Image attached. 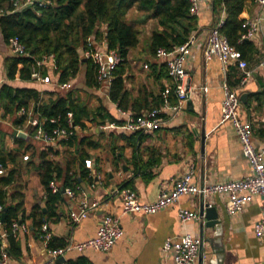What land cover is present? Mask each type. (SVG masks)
Segmentation results:
<instances>
[{"label": "crops", "instance_id": "obj_1", "mask_svg": "<svg viewBox=\"0 0 264 264\" xmlns=\"http://www.w3.org/2000/svg\"><path fill=\"white\" fill-rule=\"evenodd\" d=\"M191 15L196 16V26L190 32V35L195 36V42L187 61L192 91L177 112L163 109V91L172 85V80L168 76L165 62L150 50L153 31L161 30L163 26L156 19H146L145 14L136 8L128 12L129 21L141 30V35L138 46L130 51L123 71L127 89L124 105L127 108L119 107L111 100L109 85H88L86 65L81 67L76 78L68 81L72 85L70 88H61L60 85L64 83L59 82L57 69L51 63H47L41 70L49 78L48 82L24 80L19 75L15 79H9L7 59L14 54L0 32V88L8 83L15 87L38 89L42 93L41 103L65 93L63 90L73 89L75 95L88 107L105 106L119 119L123 117L121 110L137 114H145L156 108L164 110V121L158 128L142 131L145 137L138 145L140 151L119 138V133L128 132L123 126L92 125L94 127L91 133L87 134V129L78 131L80 137L91 136L101 140L99 149L86 145L80 147L90 152L91 156L88 158L94 160L93 168H88L94 181H81L79 184L90 198L100 201V206L82 222L73 224L69 218V208L77 205V196L72 198L62 191L64 201L58 205V215L48 221L52 231L49 246H65L71 238L81 242L95 236L99 224L107 214L120 216L124 235L107 251L71 249L60 256L58 261H66L68 264H174L172 252L162 250L166 238H178L185 233L201 236L204 229V250L202 257L199 253L196 264H220V260L221 264H264V236L258 237L254 227L263 217L260 196H255L241 212L235 214L227 211L226 195L207 196V201L217 208L222 220L221 228H216L205 227V218L183 222L179 217V207L200 213L201 195H183L178 202L155 214H123L121 199L114 192L130 180V187L138 192L142 201H153L163 186L172 187L191 168L194 170V182L200 185L242 178L253 172L250 162L243 154L235 127L231 122H221L224 99L222 86L225 80L238 90L240 98L243 93H248L245 101L241 99L240 117L252 122L254 144L257 148H264V66L260 65L264 60V22L254 37L250 38L256 48L254 53L241 54L247 60L248 68L253 71L245 83H242L245 73L237 64H230L226 74L216 55L206 57L204 54L209 29L221 17H226L225 9L216 11L214 0H201L199 13ZM258 15H264V7L248 0L240 17L247 20ZM205 86L208 87L207 91L203 89ZM158 103L160 105L157 106ZM170 103H177L174 94L170 95ZM26 111L27 118L33 114V101ZM18 116L22 114L18 112ZM0 117L1 148L6 150L5 143L9 140V149L6 151L19 149L14 134L16 130L24 133L21 138L30 145L26 152L31 151L29 155L47 147L46 143L36 139L31 133L33 128L27 124V120L15 125L14 117L4 116L2 111ZM5 126L11 128L10 135L4 131ZM100 133L105 136L100 137ZM104 138L106 141L103 143ZM116 146H121L122 151ZM54 148L66 152L62 143ZM71 148L77 150L78 142L75 141ZM121 154L122 158H119ZM135 154L141 157L139 162L144 164L137 172L134 169ZM78 166L79 161L75 163L76 170ZM27 181L25 207L28 214L36 203H44L46 206V196L38 174L32 173ZM25 222L29 230L15 236L11 251L8 249L9 240L7 237L5 239L9 252L7 264H41L49 258L48 247L41 236V227L34 228L33 221L29 218Z\"/></svg>", "mask_w": 264, "mask_h": 264}, {"label": "trees", "instance_id": "obj_2", "mask_svg": "<svg viewBox=\"0 0 264 264\" xmlns=\"http://www.w3.org/2000/svg\"><path fill=\"white\" fill-rule=\"evenodd\" d=\"M49 1L50 4L47 6H26L14 9L11 0H0V32L4 40L9 43L12 36H19L30 54V56L12 55L8 57V78L15 79L19 75L21 79L31 80L32 56L41 57L46 54H54L60 83H67L76 78L81 67L86 65L88 85H99L93 62L84 57L87 37L95 34L99 39L105 38L109 48H117L124 57V61L115 70V78L109 89L111 100L122 108H127L124 105L127 98L126 82L123 77L124 67L127 64L130 51L138 46L141 35V30L129 21L128 12L136 8L145 14L146 19H156L158 24L163 26L161 30H154L151 37L150 50L155 55L159 47L171 50L183 44L189 38L191 29L196 26V16L191 15L188 0ZM247 1L214 0L216 11L222 9L226 11L221 31L241 54L254 53L256 50L251 39H242L247 26L245 19L240 15L244 11ZM41 94L35 88L15 87L4 83L0 88V111L4 116L14 117L15 125H20L27 120V114L18 116V112L22 108H29L33 101L35 113L58 118V124L66 125L68 112H72L73 122L79 128L70 138L59 140L54 144H47V147L40 152L30 155L28 160H24L23 156L29 150L30 145L21 136L16 135L15 137L19 143L17 151H6L0 147V161L4 162L8 168L7 174L0 175V204L2 206L0 221H2L3 211L6 209L2 225L8 231H10L13 222H25L27 218L32 219L34 228L42 227L43 223L53 220V217L58 215V205L64 201L62 187H72L77 190L81 181H94V177L84 164V160L91 154L80 147L86 145L89 148L99 149L101 140L93 139L91 136H79L78 131L86 129L87 121L97 127L112 122L122 127L125 122L123 117L117 118L105 106L88 107L80 101L73 89L58 95L49 102L41 103ZM53 126L56 124L46 123L47 129H51ZM104 136V133H100V137ZM118 136L136 147L138 151L140 148L138 145L142 143L145 134L142 131H123ZM75 141L78 142L79 148L71 150ZM61 143L66 147V152L54 148ZM116 147L118 150L122 149L121 146ZM76 152L77 154H75ZM119 158H122V154ZM139 159L141 157L135 154L134 169L136 172L141 165H144L143 162H139ZM78 161L79 166L76 170L75 163ZM32 173L39 175L44 187L46 212L40 203L34 204L30 213L26 212L27 180ZM53 180L60 184V191H52L50 183ZM130 184L129 180L122 187H130ZM7 239L9 240L8 249L11 251L15 235L9 233ZM2 247L3 240L0 237V250Z\"/></svg>", "mask_w": 264, "mask_h": 264}, {"label": "built area", "instance_id": "obj_3", "mask_svg": "<svg viewBox=\"0 0 264 264\" xmlns=\"http://www.w3.org/2000/svg\"><path fill=\"white\" fill-rule=\"evenodd\" d=\"M190 2V13H199V3L201 0H188ZM259 6L264 7V0H253ZM14 9H20L26 6H47L49 0H11ZM225 18L221 17L216 25L209 29L207 35V47L205 48V56L209 57L212 54L216 55L222 64L223 71L227 74L230 64L244 70L245 76L242 83H245L248 77L253 74V71L248 68V62L244 59L240 51L231 44L228 37L221 31V26L224 24ZM264 22V15H258L245 20L247 26L246 32L242 35V39H250L255 33L260 30ZM195 42V36L190 35L189 38L181 45L174 49L159 47L156 50V56L162 59L167 67L168 76L172 80V85L166 87L163 91V109L179 111L183 103L191 94L192 88L189 85V72L187 69V61L191 53L192 45ZM9 46L12 53L16 56H30L25 45L19 36H12L9 39ZM84 57L90 59L95 66V74L98 84L111 86L115 78V70L124 61L122 53L117 48H109L105 38L99 39L95 34L87 37ZM33 63L31 66V79L41 82H48L49 78L42 74V67L47 63H51L55 69L58 68L54 54H46L41 57L32 56ZM264 66V60L260 63ZM147 67V65H145ZM61 88H70V82L60 85ZM224 99L222 102V118L221 122H231L235 127L240 139L244 156L250 162L253 172L242 178L230 179L225 182L208 183L200 185L193 180L194 170L189 169L185 172L172 187L163 186L157 198L153 201H142L138 192L131 187H119L114 190L121 199L122 213H142L155 214L170 205L175 204L183 195H204L224 194L227 196V211L230 214L241 212L244 207L250 203L255 196L262 198L263 217L255 223V232L258 237L264 236V148H257L254 144V128L251 121H244L240 117L239 108L241 105L240 93L236 88H233L228 80L223 83ZM207 91L208 87H203ZM174 94L177 103H170V95ZM164 110L152 109L145 114H137L125 112L121 110L124 117L123 127L130 131H151L158 128L164 121L162 116ZM19 114H27L25 108L19 111ZM68 120L66 125L58 124V118L41 116L35 113L27 118V124L32 126L34 137L43 141L46 144H54L59 140L68 139L73 136L79 128L73 122V113L68 112ZM1 120V117H0ZM56 124L51 129H47L46 123ZM111 126H117L115 122ZM103 127V126H102ZM29 154L26 153L24 160L29 159ZM84 164L87 168L92 169L94 160L86 158ZM8 168L4 162L0 161V175H5ZM50 187L53 192H58L61 189L60 184L55 180L51 181ZM63 188V187H62ZM68 196L74 198L77 196V205L69 208V218L73 224H78L94 212L99 206L100 201L92 199L78 185L77 190L72 187H64ZM80 194L78 195V192ZM211 205V204H210ZM2 208L0 204V209ZM178 214L181 221L185 222L193 219H202L197 210H190L184 207H179ZM0 221V237L3 240V247L0 250V264H7L9 260V252L6 249L5 239L9 233L17 236L19 232H26L29 226L26 222L15 221L10 227V231L3 228ZM41 236L48 247L49 258L41 264H68L66 261H58L60 256H64L65 252L71 249L82 251L86 248H92L99 251H107L122 238L124 230L120 223V216L107 214L103 217L98 226L97 234L85 241L76 242L72 238L65 246L51 247L49 243L52 238V231L49 228L48 222L42 224ZM205 241L200 235L185 233L178 238L167 237L164 241L162 250L164 252H172L174 264H196V260L200 253V248Z\"/></svg>", "mask_w": 264, "mask_h": 264}, {"label": "water", "instance_id": "obj_4", "mask_svg": "<svg viewBox=\"0 0 264 264\" xmlns=\"http://www.w3.org/2000/svg\"><path fill=\"white\" fill-rule=\"evenodd\" d=\"M247 96H248V93H243L241 95V99L243 101H245ZM14 134L18 135V136H24L23 132H20L17 130L14 132ZM62 191L65 192L64 187L62 188ZM41 206L44 207V211L46 212L45 204L41 203ZM5 215H6V209H4V211L2 213V221L5 220ZM200 215L204 216V218L206 219L205 223H204L205 227L221 228L220 225H221L222 220L219 216V212H218L217 208L215 206L210 205V203L207 201L206 197L203 194L201 195ZM201 236L204 239V229H203ZM203 247H204V245L200 248V256L201 257H202L203 250H204ZM61 259H63V257ZM220 264H221V260H220Z\"/></svg>", "mask_w": 264, "mask_h": 264}, {"label": "rangeland", "instance_id": "obj_5", "mask_svg": "<svg viewBox=\"0 0 264 264\" xmlns=\"http://www.w3.org/2000/svg\"><path fill=\"white\" fill-rule=\"evenodd\" d=\"M64 92H67L68 90H63ZM86 125H87V127H86V129H87V134L88 133H91L92 131H93V129H92V127H94V126H92L93 124H91V122H89V121H87L86 122ZM5 132H7L8 134L7 135H10V132H11V128H7L6 126H5V130H4ZM7 137V136H6ZM10 137V136H9ZM103 143H104V141H106V139L104 138L103 140ZM9 145H10V143H9V140L8 141H6V143H5V148H6V150H8L9 149ZM29 154H31V151H29L28 152ZM60 158V157H59ZM29 178V177H28Z\"/></svg>", "mask_w": 264, "mask_h": 264}]
</instances>
